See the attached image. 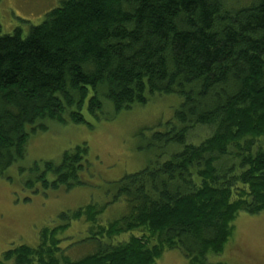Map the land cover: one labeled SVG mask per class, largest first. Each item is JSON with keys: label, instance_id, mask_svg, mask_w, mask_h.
<instances>
[{"label": "trees", "instance_id": "obj_1", "mask_svg": "<svg viewBox=\"0 0 264 264\" xmlns=\"http://www.w3.org/2000/svg\"><path fill=\"white\" fill-rule=\"evenodd\" d=\"M155 94L181 103L149 164L0 264H156L174 250L212 264L238 214L264 212V0H62L27 36L0 23V177L17 167L26 191L69 192L89 173L87 144L59 164L23 166L31 135L109 119L106 103L113 118ZM200 128L210 135L195 142ZM116 204L127 213L106 218ZM78 224L85 238L70 242ZM80 246L95 250L71 259Z\"/></svg>", "mask_w": 264, "mask_h": 264}, {"label": "rangeland", "instance_id": "obj_2", "mask_svg": "<svg viewBox=\"0 0 264 264\" xmlns=\"http://www.w3.org/2000/svg\"><path fill=\"white\" fill-rule=\"evenodd\" d=\"M61 1L0 0L2 33L11 34L20 28L23 36H27L30 28L41 24L51 10L61 5ZM180 103L176 94H155L145 105L134 106L113 118V109L106 103L104 109L110 115L109 119L96 121L87 114L86 124L49 122L46 132L38 131L31 135L23 166L43 161L59 164L66 150L87 144L89 173L83 177L85 185L69 192L62 189L37 194L24 189L17 167L10 169L7 176L0 177V259L3 252L19 245L37 247L40 231L57 225L62 212L73 211L89 203L104 205L112 200L114 191L111 184L143 169L153 159L150 150L156 143L155 134L169 130L167 124L175 120ZM209 135V130L200 128L193 139L196 142ZM113 206L106 210V218H119L128 211L125 204ZM80 226L78 224L68 230V234H76L70 242H80L85 238L79 233L83 230ZM233 226V235L224 252L210 254L208 261L212 264H264V212L254 215L240 212ZM94 250L91 246H80L70 251L68 256L78 260ZM156 264L189 262L180 251L174 250L166 251Z\"/></svg>", "mask_w": 264, "mask_h": 264}]
</instances>
